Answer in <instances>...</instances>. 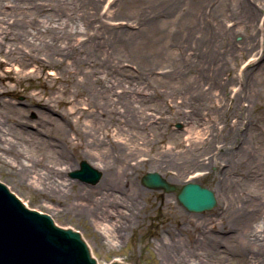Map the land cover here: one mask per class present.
<instances>
[{"label": "rangeland", "instance_id": "rangeland-1", "mask_svg": "<svg viewBox=\"0 0 264 264\" xmlns=\"http://www.w3.org/2000/svg\"><path fill=\"white\" fill-rule=\"evenodd\" d=\"M243 1L257 5L249 20L240 12ZM197 3L80 0L69 7L76 17L90 14L94 19L99 13L103 21L123 24L133 32L128 42L121 46L111 43L100 52L95 75L105 78L104 61L118 65L124 69L126 82L108 78L120 86L117 92L136 88L144 104L151 107L141 150L128 157L129 179L123 187L131 195L137 186L143 190L136 209L129 212L121 205L118 208L123 212L110 219L116 227L110 244L104 226L94 220L99 214L93 202L101 206L102 194L86 197L83 192L94 190L100 181L88 184L70 176L83 160L96 167L83 147L67 145L57 129L46 131L55 126L53 119H59L65 108L54 103L52 108H34L29 96L42 88L19 75L17 64L0 66V181L27 207L48 213L62 227L78 230L99 264H109L112 259L133 264H180L176 263L178 258L183 260L181 264H264V226L259 223L264 221V0H205L198 7ZM7 8L13 9V2ZM12 17L6 19L12 21ZM232 29H236L234 36H223V31ZM10 68L17 78L2 79ZM49 76L50 85L73 86V77L56 82ZM51 88L55 87L49 88L50 94L59 95ZM81 107H85L83 102ZM38 110H44L53 122L44 125ZM11 145L24 148V157L11 151ZM192 146L200 161L196 166L182 162L185 156L181 153ZM15 155L18 161L26 163L31 158L37 162L40 174L48 165L59 169V186L64 179L68 181L65 187L60 186L63 191L52 193L49 180L45 183L35 172L26 178L19 167L6 165ZM150 158L176 161L178 166L152 170ZM148 172H158L166 180L178 177L171 184L179 188L187 182L202 184L215 192L217 206L210 211L189 212L175 192L143 185L142 178ZM122 191L116 194L122 196ZM88 204L91 208L86 209ZM246 217L254 227H262L257 239L248 238L245 223L239 222ZM202 231L208 238L203 240Z\"/></svg>", "mask_w": 264, "mask_h": 264}, {"label": "bare ground", "instance_id": "bare-ground-1", "mask_svg": "<svg viewBox=\"0 0 264 264\" xmlns=\"http://www.w3.org/2000/svg\"><path fill=\"white\" fill-rule=\"evenodd\" d=\"M75 1L80 0H0V66L17 64L19 75L23 74V78L34 81L32 86L42 88L41 91L29 96L34 108H52V103L65 108L63 113H59V119H53L55 126H49L46 131L53 132L54 129H57L61 139L67 145H73L75 148L83 147L85 156L101 171L99 185L94 190L84 189L83 192L86 197L90 193L93 195L102 194L101 206L97 205L98 201L93 202L95 203L93 208L99 214L94 220L104 226L107 242L110 244L116 236V227L111 224L110 219L116 213L123 212L118 208L121 205L129 212L136 209L137 198L143 190L137 186L135 193L133 189L131 190L133 192L131 195L132 193L123 187L126 186V179H129L128 170L131 160L129 161L128 157L141 150L142 133L147 125V110H150L151 107L144 104L145 100L137 95L136 88L122 89L120 94L117 92V88L120 86H115V82L122 83L124 81L125 83L127 78L124 76V69L117 68L118 65L104 61L102 72L105 78L95 75L94 67L101 63L100 52L103 53L106 48L108 49V45L111 43L121 46L128 42L130 36H133V32L123 24H111L103 21L100 19L99 13H97L98 17L94 18L100 20L97 22L92 16L90 17V14L82 17L71 15L69 7ZM11 2H13L14 8L9 10L7 5ZM68 2L70 5H67ZM197 2L196 6L198 7L205 0H197ZM256 7V3L251 4L248 1H243L239 5L240 12L247 20L253 18ZM201 12L198 9L197 14ZM9 15L15 18L12 17L13 20L9 21L6 19ZM235 33L236 29L228 32L223 31V36L229 38ZM185 41L188 42L187 39ZM67 59H70L71 63H68ZM145 66L147 65H143V68ZM31 67L34 69L26 71ZM51 68L56 72L48 74L46 71ZM49 75L56 82L68 81L73 77L70 79L73 86L66 84L60 89L57 85H50ZM109 76L113 77L115 82H112L111 79L108 80ZM1 78L16 79L17 76L10 68L1 75ZM127 83L133 85L132 81H127ZM70 86L73 87L72 91L69 90ZM50 87H55L51 89L56 90L59 95L50 94ZM198 101L202 104V99L198 98ZM82 102L85 107H81ZM38 111L43 115L41 121L44 125L53 122L50 120L51 116L46 115L44 110ZM71 133L75 135L74 138ZM178 145H183V142L180 141ZM11 147V151H15L14 153L20 158L24 157L21 151L24 148L20 150L17 146L11 145ZM128 150H130V154H128ZM181 155L185 156H182L185 159L182 161L184 164L190 163L189 165L192 166L200 164L196 153L193 152V146L184 150ZM92 160H96V162L94 163ZM148 161L151 162L152 170H169L173 166L175 168L178 166L176 161L168 163L152 158ZM210 162L216 163V159H211ZM5 164L13 168L19 167L21 175L26 178L35 172L38 179L40 178L45 183L46 180H49L48 188L52 193H61L63 190L60 186L65 187L68 182L64 179L59 186L57 177H60L61 173L55 167L49 168V165L40 174L37 169L39 164L31 158L25 163L22 160L18 161L15 155L14 161H6ZM182 172L183 170L179 171L178 175H183ZM167 181L169 183L176 182L178 177H170ZM118 190H123L122 196L116 194ZM125 191L127 192L125 193ZM89 208L91 205L88 204L86 209ZM242 221L247 228V237L257 239L262 233V227L260 228L258 224L254 227L248 217L239 219V222ZM259 223L264 226V221ZM205 232L202 231L203 240L208 238ZM162 243L165 244L164 241ZM179 262L181 264L183 260L178 258L176 263Z\"/></svg>", "mask_w": 264, "mask_h": 264}, {"label": "water", "instance_id": "water-1", "mask_svg": "<svg viewBox=\"0 0 264 264\" xmlns=\"http://www.w3.org/2000/svg\"><path fill=\"white\" fill-rule=\"evenodd\" d=\"M70 176L96 184L102 173L83 160ZM142 183L151 189L176 192L178 202L189 212L210 211L218 203L215 192L208 187L189 182L177 188L158 172L146 173ZM25 205L0 181V264H99L78 230L69 225L57 226L48 213ZM110 263L133 264L121 259Z\"/></svg>", "mask_w": 264, "mask_h": 264}]
</instances>
